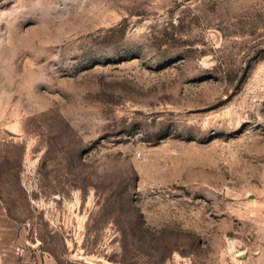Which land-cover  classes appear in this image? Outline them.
Here are the masks:
<instances>
[{
    "label": "rangeland",
    "instance_id": "374dc122",
    "mask_svg": "<svg viewBox=\"0 0 264 264\" xmlns=\"http://www.w3.org/2000/svg\"><path fill=\"white\" fill-rule=\"evenodd\" d=\"M15 236L64 264H264V0H0Z\"/></svg>",
    "mask_w": 264,
    "mask_h": 264
},
{
    "label": "crops",
    "instance_id": "0c3cea01",
    "mask_svg": "<svg viewBox=\"0 0 264 264\" xmlns=\"http://www.w3.org/2000/svg\"><path fill=\"white\" fill-rule=\"evenodd\" d=\"M11 239L15 241V244L10 245V248L0 243V264H64L61 258L50 249L38 247L32 250L17 244V236Z\"/></svg>",
    "mask_w": 264,
    "mask_h": 264
},
{
    "label": "water",
    "instance_id": "95a60500",
    "mask_svg": "<svg viewBox=\"0 0 264 264\" xmlns=\"http://www.w3.org/2000/svg\"><path fill=\"white\" fill-rule=\"evenodd\" d=\"M72 258L74 260H78V261L84 262V263L90 262V261H88V259L84 255H77V254H75V255H73ZM93 264H100V263H93Z\"/></svg>",
    "mask_w": 264,
    "mask_h": 264
}]
</instances>
